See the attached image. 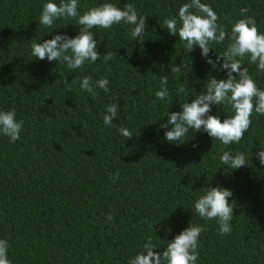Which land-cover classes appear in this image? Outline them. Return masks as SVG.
<instances>
[{"label":"trees","instance_id":"trees-1","mask_svg":"<svg viewBox=\"0 0 264 264\" xmlns=\"http://www.w3.org/2000/svg\"><path fill=\"white\" fill-rule=\"evenodd\" d=\"M47 2L0 0V111H15L23 120L15 143L0 135V239L8 241L11 264H129L149 237L154 251L163 253L190 224L204 228L197 264H264V166L256 155L264 150V115L253 112L238 144L223 145L190 129L177 145L165 139L172 125L161 128L168 113L182 111L181 104L206 90L209 79H227L222 59L213 69L199 46L187 53L163 24L172 17L179 22V8L190 0H79L81 15L103 3L120 9L131 3L146 16V31L140 42L123 22L94 28L97 51L112 59L105 64L101 56L75 70L32 55L33 42L76 37L82 27L60 18L45 28L39 17ZM201 3L212 7L228 33L246 16L264 33V0ZM242 8L248 9L244 16ZM228 43L212 44L208 57L216 61ZM241 63L264 90V72L247 56ZM176 65L180 71L171 72ZM85 76L94 87L107 78L110 91L95 88L93 97L81 90ZM162 76H168L165 101L155 97ZM182 86L187 91L178 95ZM112 103H118V116L105 126ZM209 115L223 122L233 110L211 105ZM120 127L133 137H123ZM225 151L245 153L247 166L231 170L220 160ZM214 187L232 192L230 234L221 235L216 220L195 213L196 200ZM109 214L113 220L106 223Z\"/></svg>","mask_w":264,"mask_h":264},{"label":"clouds","instance_id":"clouds-1","mask_svg":"<svg viewBox=\"0 0 264 264\" xmlns=\"http://www.w3.org/2000/svg\"><path fill=\"white\" fill-rule=\"evenodd\" d=\"M79 0H61L58 5L52 0L43 5L39 23L45 28H52L54 22L60 18H71L82 26L76 37L57 34L52 39L44 40L42 43L33 42L31 45L32 55L37 59L58 61L67 65L70 70L81 69L85 63H95L103 56V62L107 64L112 59L111 53L101 55L98 44L94 38L93 29H110L113 25L121 22L133 26L131 36L143 42L146 31V16H139L136 8L131 3L125 4L123 9L112 3H103L92 7L82 15L79 12ZM195 9V12L192 11ZM241 15L244 16L247 8H242ZM177 18H166L163 24L171 35H178L179 41L184 43L187 53L195 46L201 49V55L206 62L217 68L222 59L221 68L226 71L227 79H209L206 90L193 99L190 103L181 104L182 111L168 113L167 124H161V128L172 125L171 130L165 132V139L174 144L184 143V137L189 135V130L194 132H206L212 139L219 140L223 145L240 143L245 133L252 125V114L264 115V90L257 87L256 81L249 74L248 68L243 67L241 61L249 57V63L256 64L259 72H264V33L259 32L253 17L246 16L238 20L231 27V32L225 31L219 25L218 14L211 6L201 3V0H190L184 3L178 12ZM228 40L226 51L216 56V61L208 57L212 44H223ZM171 72H179L180 66L176 65L170 69ZM233 73L237 75L234 76ZM168 76L160 79V89L155 92L156 100L165 101L169 97L167 88ZM81 90L88 92L93 97L97 95L95 88L102 89L105 93L110 91L109 80L101 78L96 81L95 87L91 83V77L85 76L80 81ZM186 86L177 89V94L186 93ZM155 104V101L153 102ZM229 104L233 115L221 122L219 116L209 115L211 105ZM118 103L106 106V114L103 117L105 126L113 125V118L118 116ZM23 120L17 121L15 111H0V135L10 138L15 143L20 139ZM120 134L129 139L133 133L127 127L118 129ZM264 149V148H262ZM259 163L264 166V150L257 154ZM221 162L231 170H236L246 165V155L237 152L233 155L225 151ZM113 181L119 179V173L112 176ZM232 192L220 187L207 188L194 204L195 213L205 220H216L221 235L230 234L232 227L230 221L233 219L234 205L230 203L229 197ZM113 220L109 214L106 223ZM204 231L203 226L189 225L172 241H170L163 253L155 252L156 246L151 237L143 245L144 252L137 254L129 261V264H197L199 253V238ZM8 241L0 239V264H11L8 259ZM146 253V254H145Z\"/></svg>","mask_w":264,"mask_h":264}]
</instances>
